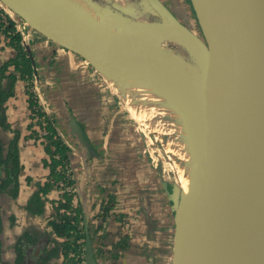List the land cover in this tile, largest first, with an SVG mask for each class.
Wrapping results in <instances>:
<instances>
[{
    "label": "water",
    "instance_id": "1",
    "mask_svg": "<svg viewBox=\"0 0 264 264\" xmlns=\"http://www.w3.org/2000/svg\"><path fill=\"white\" fill-rule=\"evenodd\" d=\"M89 1L147 27L153 40L123 51L52 0H0V6L107 82L106 67H130L151 51L175 91L184 88L175 70L190 68L194 151L186 190L173 185L170 196L171 264H264V0H189L200 34L188 11L161 0ZM70 125L95 156L73 117ZM85 252L86 264H95L86 225Z\"/></svg>",
    "mask_w": 264,
    "mask_h": 264
},
{
    "label": "crops",
    "instance_id": "2",
    "mask_svg": "<svg viewBox=\"0 0 264 264\" xmlns=\"http://www.w3.org/2000/svg\"><path fill=\"white\" fill-rule=\"evenodd\" d=\"M161 1L167 7L173 6L175 9H183L184 11L189 8L192 11L189 0ZM5 14L8 16L7 12ZM23 44L33 61L35 73L40 78L38 93L41 104L48 114L55 119L58 135L69 148V169L78 196L76 205L81 207L84 225L87 226L91 237H94L92 244L96 247L95 240L98 241L102 234L113 235L115 233L114 228L120 227L118 217V220H109L114 219V215L122 214L124 217V215L129 214V211H133L132 214L136 219L134 226H138L137 222L141 223L142 214H144L148 202L147 197L149 202H152V198L150 194L146 197V192L136 193L135 189L138 186L147 188L145 186L149 181L146 182L139 169L132 168L130 172L135 174V177L133 176V183L135 184L126 185L125 189H122L119 184L122 181L123 169L128 170V168L118 163L112 164L113 162L109 159L112 154V157L123 155L117 149L125 144L117 138L118 130H111L107 124L108 120L105 118L106 94H104L106 90L102 77L94 72L86 62L48 42L41 36L31 34L30 40L26 42L25 39ZM16 54L15 49L7 43L3 36H0V65L15 58ZM13 70L11 67L10 72L12 73ZM99 87L102 89L100 90ZM5 109L7 124L10 125V129L6 130L0 127V138L5 145L6 140L9 142L14 133H18L17 147L22 168L18 177V196L11 198L6 194L0 195L1 261L4 264H13L16 259L14 245L24 232H36L40 236L49 237L52 243L47 245L46 249L48 250L54 246H59V243L63 241L54 235L48 225L49 219L62 198V193L56 189L50 191L45 197L43 212L40 215H31L26 210L30 197L38 189L37 186H41L47 181L49 171L43 164L45 160H48V156L40 138V128L31 124L24 81L18 80L16 82L15 94L7 100ZM71 117L75 119L85 141L90 142L95 156L87 148H84L79 138L72 133ZM112 149L117 151L113 153ZM150 173L149 179L152 178ZM132 187V191L129 192ZM147 189L152 190L150 187ZM110 195L113 196L115 203H113L110 217L103 222L99 219L101 205L107 201L108 197H111ZM133 203L136 204V210H140L139 212L131 208L134 206ZM126 226L123 223V228ZM172 232L173 230H171ZM108 240L107 237V243L105 242L103 247L104 251L111 249L112 241ZM41 242L45 245V238ZM170 249L172 254V246ZM37 250L39 251V248ZM104 258L99 259V264L109 263ZM62 263L63 255L59 253L46 264Z\"/></svg>",
    "mask_w": 264,
    "mask_h": 264
},
{
    "label": "bare ground",
    "instance_id": "3",
    "mask_svg": "<svg viewBox=\"0 0 264 264\" xmlns=\"http://www.w3.org/2000/svg\"><path fill=\"white\" fill-rule=\"evenodd\" d=\"M52 1L62 13L85 23L92 32L113 40L123 51L138 50L151 41L147 27L127 23L89 0ZM154 54L155 51H151L133 59L130 67H106L104 76L124 99L132 119L161 141L172 160L180 188L185 191L194 151L191 69L182 66L175 70L176 79L184 83L181 91H175L172 81L163 74V63L152 57ZM151 71L154 73H149Z\"/></svg>",
    "mask_w": 264,
    "mask_h": 264
},
{
    "label": "rangeland",
    "instance_id": "4",
    "mask_svg": "<svg viewBox=\"0 0 264 264\" xmlns=\"http://www.w3.org/2000/svg\"><path fill=\"white\" fill-rule=\"evenodd\" d=\"M187 11L192 27L200 33L195 16L192 14L193 11L189 8H187ZM6 12L9 14V11ZM104 80L105 104L107 107L105 118L108 120L107 124L111 130H118L117 138L125 144L117 149L123 155L112 157V154L109 159L113 162L112 164L118 163L128 168V170L123 169L122 181L119 184L122 189H125L126 185L135 184L133 183L135 174L130 171L132 168H137L143 174L146 182L149 181L145 187L152 188V190H148L138 186L135 189L136 193L146 192V197L150 194L152 198V202H149L147 197L148 202L145 211L141 207L144 214H142L143 220H141V223L137 222L138 226H134L136 219L132 214L133 211H129V214L124 215V217L121 214L114 215V219H109L118 220L119 218L121 225L119 228H114L115 233L113 235L105 234V237H108V241L112 242H115L116 238L117 240L126 239L129 248L126 252L120 253L121 258L115 260V262L110 260L112 263L109 262L108 264H171L170 247L172 246L173 232L171 233V230H173V226L170 196L173 185L180 187L175 168L167 151L160 143L161 141L132 119L124 99L115 91L116 89L112 84ZM7 142L6 140L5 146ZM117 150L112 149L111 151L114 153ZM149 173L151 179H149ZM132 189L133 187L129 189V192ZM113 203L115 202L113 196H111L110 205L108 204L111 209H113ZM133 205L136 204L133 203ZM134 206H131V208L139 212L140 210H136V206L135 208ZM108 211L105 214L107 218L110 217L111 213L109 209ZM142 211L141 213H143ZM123 223L127 225L126 228H123ZM111 247H114L113 243ZM116 253L118 252H112V254Z\"/></svg>",
    "mask_w": 264,
    "mask_h": 264
},
{
    "label": "trees",
    "instance_id": "5",
    "mask_svg": "<svg viewBox=\"0 0 264 264\" xmlns=\"http://www.w3.org/2000/svg\"><path fill=\"white\" fill-rule=\"evenodd\" d=\"M3 17H5L6 20L8 19V26L4 31L2 30ZM0 34L4 35L6 40L10 42L18 53L14 60L4 62L0 65V127L9 130V124H7L5 117V103L12 95L15 77L7 75V72L9 67L13 65L15 71L30 74L31 64L30 59L26 57L24 48L20 45V35L15 31L14 24L9 23V18L2 9H0ZM29 104L33 106L31 96ZM44 129L47 134L44 137L43 146L48 160H45L43 164L47 167L49 174L47 181L43 185L37 186V191L30 197L27 203L26 210L31 215H40L43 212V206L46 200L45 197L50 191L54 189L60 191L65 190V187H74V181L69 176L71 175L69 171V148L61 140L51 121H47ZM17 142L18 133L16 132L6 146L0 138V171L3 173V178L0 179V195L6 194L11 198H16L18 196V177L22 171ZM67 172H69V175ZM110 201L111 197H108L106 203L109 204ZM76 202H78L77 194L64 192L57 208L48 221V225L51 227L54 235L63 240L59 246L64 258L63 264H74V261H76L74 255L78 254L79 250L84 246L85 235L82 226L83 216L80 214V207L76 205ZM106 203L105 206L107 205ZM108 209L110 208L107 207L106 210ZM44 238L46 240L45 245L41 242ZM127 242L126 239H123L120 243H117L115 247L122 251L121 253L126 252L129 248ZM47 243H50V238L46 235L40 236L38 233L30 231L24 232L14 245L16 254L14 264H46L56 257L58 253V248L47 250ZM37 248H39V251ZM71 254L73 255L72 257L70 256ZM117 256V254L114 255V257ZM0 264H2L1 259Z\"/></svg>",
    "mask_w": 264,
    "mask_h": 264
},
{
    "label": "flooded vegetation",
    "instance_id": "6",
    "mask_svg": "<svg viewBox=\"0 0 264 264\" xmlns=\"http://www.w3.org/2000/svg\"><path fill=\"white\" fill-rule=\"evenodd\" d=\"M189 2V1H188ZM0 9L3 10V12L5 13L6 12V9L5 8H2L0 7ZM8 14V13H7ZM192 14L194 15V13L192 12ZM8 18H9V23H13L14 24V27H15V31L20 35V45L24 48V51H25V54H26V57L30 59V64H31V72L30 74H25V73H21L20 71H15L14 69V66H10L9 67V76L12 75L15 77V82L13 84V88H12V95L9 97L12 98L15 94V84L18 80H22L25 82V93H26V96H27V102H28V106H29V113H30V120H31V124L32 125H37L39 128H40V138L41 140L44 142V137L46 136V131L44 129L45 127V124L47 123V121H51L52 122V125L54 127V129L56 130V121L55 119L48 114V112L46 111L45 107L41 104V100H40V94L38 93L39 91V83H40V78L37 77V73H35V67H34V64H33V61L31 59V57H29V53L27 52L26 50V47L24 46V42H25V39H26V42L30 40V36L31 34H35L36 36H41L42 38H44L45 40H47L48 42L58 46L59 48L75 55L74 53L64 49L63 47L59 46L58 44H56L55 42L49 40L48 38H46L45 36H43L42 34H40L39 32L33 30L30 26H28L22 19L18 18L15 14H13L11 11H9V14H8ZM8 20V19H7ZM7 20L5 19V17L2 18V30L4 31L6 29V27L8 26L7 24ZM0 36H3L2 34H0ZM5 38V37H4ZM6 39V38H5ZM7 43L12 46L10 44V42L7 40ZM13 47V46H12ZM14 48V47H13ZM15 49V48H14ZM16 51V49H15ZM17 53V51H16ZM18 54V53H17ZM17 54L15 56V58L17 57ZM76 57H78L79 59H81L82 61L86 62L84 59L80 58L79 56L75 55ZM15 58L11 59V60H14ZM10 61V60H9ZM86 64H88L86 62ZM89 65V64H88ZM13 67V72L11 73L10 72V68ZM94 72L95 70L92 69ZM8 73V72H7ZM97 73V72H96ZM17 74H19V76H17ZM104 80V79H103ZM105 81V80H104ZM100 89H102V87H99ZM30 96L33 100V106H30L29 104V100H30ZM7 102V101H6ZM6 110V109H5ZM5 117H6V113H5ZM7 120V119H6ZM9 129H10V125H9ZM57 132V130H56ZM58 134V132H57ZM70 171V169H69ZM67 174L69 175V172H67ZM71 174V172H70ZM72 179V176L69 175ZM3 178V173L1 171V175H0V179ZM62 185V184H60ZM66 189L65 190H60V192L63 194L64 192H69L70 194H76L75 192V188H67L65 187ZM105 203H102L101 205V214L99 216V219H101L103 222L107 220V217H106V212L108 210H106L107 207L110 208V206L107 204L105 206ZM110 211H112V209L110 208L109 209ZM80 212H81V207H80ZM109 212V211H108ZM81 214V213H80ZM171 214H172V211H171ZM82 215V214H81ZM83 216V215H82ZM85 221H84V216H83V219H82V226H83V229H84V235H85ZM1 233H2V223H1ZM0 233V235H1ZM88 233H89V236H90V239H91V242L93 243L94 242V237H91V234L88 230ZM99 240L96 241V247H94L93 245V250H94V263L95 264H99V259L102 260L104 257V259L106 260V262H115V260H118L120 257V253L122 251L118 250L115 246L117 243H120L122 241L121 240H116L115 242H112L114 244V247H111L110 251H104V244L105 242L107 243L106 241V237L104 234H102L99 238ZM1 242V241H0ZM50 243L51 240H50ZM50 243H47V245H50ZM61 243H59V246H60ZM128 245V244H127ZM59 246H54V248H58V253H61L60 251V247ZM129 246V245H128ZM47 247V246H46ZM53 248H51L50 250H52ZM48 250V249H47ZM118 252L116 253L118 256L117 257H114V255L116 254H112V252ZM62 254V253H61ZM172 255V254H171ZM71 257L73 256L72 254L70 255ZM76 257V261H74V264H86V252H85V239H84V246L83 248H81L79 250V253L74 255ZM119 257V258H118ZM0 259H1V247H0ZM16 260V259H15ZM112 260V261H110ZM63 262H64V258H63ZM2 264H4L2 261H1ZM15 263V261H14ZM13 263V264H14ZM63 264V263H62Z\"/></svg>",
    "mask_w": 264,
    "mask_h": 264
}]
</instances>
